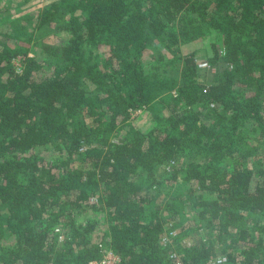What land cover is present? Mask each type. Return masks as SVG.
Listing matches in <instances>:
<instances>
[{"label":"trees","instance_id":"1","mask_svg":"<svg viewBox=\"0 0 264 264\" xmlns=\"http://www.w3.org/2000/svg\"><path fill=\"white\" fill-rule=\"evenodd\" d=\"M24 18L0 29V264H264V0H56Z\"/></svg>","mask_w":264,"mask_h":264},{"label":"rangeland","instance_id":"2","mask_svg":"<svg viewBox=\"0 0 264 264\" xmlns=\"http://www.w3.org/2000/svg\"><path fill=\"white\" fill-rule=\"evenodd\" d=\"M55 1L56 0H0V7L3 8L2 10H0V29L6 30L7 29L6 25L9 23V21H13L17 19L20 20V23H25V18H24L25 14L34 12L35 10L51 5ZM10 28L11 27L9 26V30ZM50 38L56 39L57 34H54V33L51 34L49 39ZM198 47H200V51L197 56V62L199 65V70H200V80L206 83H211L212 80L215 78L216 73L219 72L221 67L219 66V64L212 65L208 61V56L212 54L209 44L206 43L205 45V43L194 41L190 44L183 46V50L189 51L191 49L198 48ZM156 51H155L156 53L155 58H158L160 53L158 52V50ZM15 63L17 67L19 68L21 65V61L19 59H16ZM161 63H162L161 61L158 62L157 60H155V65H159L158 69L160 71L169 72L171 70L170 66L163 65ZM86 88L90 89L91 85L86 84ZM131 117H132L133 122L139 127H144L146 124H148V121H149V118H148L149 114L147 113V111H145V109H138L137 111L132 112ZM198 157L199 156H195V155L187 156L189 160L195 159V160L201 161L202 156L199 158ZM156 195L157 196L155 198L157 202H161L165 197V194L163 192L159 195L157 193ZM258 220L259 218L252 216V222H256ZM175 233H177V230L172 231L171 235ZM182 241L184 242V239ZM185 241H187V238H185Z\"/></svg>","mask_w":264,"mask_h":264},{"label":"built area","instance_id":"3","mask_svg":"<svg viewBox=\"0 0 264 264\" xmlns=\"http://www.w3.org/2000/svg\"><path fill=\"white\" fill-rule=\"evenodd\" d=\"M224 260L225 258H219L217 262L221 263ZM119 261H120V257L117 254H115L112 250L108 249L107 252L104 254V256L100 260L94 261L93 264H117ZM178 264L180 263L178 262Z\"/></svg>","mask_w":264,"mask_h":264}]
</instances>
